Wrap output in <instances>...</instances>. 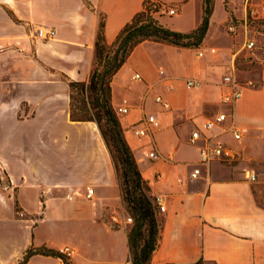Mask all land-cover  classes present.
<instances>
[{
  "label": "crops",
  "instance_id": "1",
  "mask_svg": "<svg viewBox=\"0 0 264 264\" xmlns=\"http://www.w3.org/2000/svg\"><path fill=\"white\" fill-rule=\"evenodd\" d=\"M152 1L177 7V14L168 19L154 14L171 30L191 32L203 21L204 0ZM221 1L226 20L211 40L219 35L228 43L208 41L214 6L200 48L223 50L222 60L215 62L210 54L200 58L198 49L145 41L112 80L114 109L128 108L119 116L126 140L150 196L165 208L158 215L160 241L150 264H264V58L256 60L247 79L255 88L247 89L234 107L224 105L223 78L232 72L238 78L239 72L238 54L226 50L232 45L238 51L242 43L245 49L248 39L241 28L233 37L224 26L247 24L249 10L244 0ZM144 2L0 0V46L5 47L0 51V74L5 72L8 79L0 84V120L6 122L0 131L7 146L5 155L0 142V167L22 211L39 215L36 227L49 224L73 235L50 248L70 249L74 264H128L130 228L110 151L96 123L72 121L71 91L63 75L88 83L96 68L102 20L106 44L112 46L144 11ZM40 28L54 30V38H38ZM160 71L173 83V92L167 91ZM190 79L199 86L187 88ZM158 95L170 102V110L155 102ZM222 113L227 120L212 135L229 156L202 166L201 175L192 179L202 147L189 144L192 132ZM149 116L159 127L147 137L133 134ZM232 127L242 131L241 141L235 140ZM153 150L161 159L147 156ZM250 170L256 172L257 182L246 178ZM88 188L94 190L91 198ZM30 200L38 204L37 213L28 206Z\"/></svg>",
  "mask_w": 264,
  "mask_h": 264
},
{
  "label": "trees",
  "instance_id": "2",
  "mask_svg": "<svg viewBox=\"0 0 264 264\" xmlns=\"http://www.w3.org/2000/svg\"><path fill=\"white\" fill-rule=\"evenodd\" d=\"M215 0H204V18L191 32L171 30L144 9L120 33L112 46H107L102 20L96 43V68L90 81L76 82L63 75L71 91V119L74 122H94L110 151L117 171L123 203L133 219L128 230L130 256L128 264H150L160 241L161 223L157 200L150 194L132 148L128 144L120 117L112 104V80L127 62L134 49L145 41H154L179 48L199 49L206 38L214 12ZM235 21V20H234ZM76 92L82 96L78 110L92 116L81 117L76 112ZM59 259L71 264V257L62 251L42 246H30L18 264H29L34 256Z\"/></svg>",
  "mask_w": 264,
  "mask_h": 264
},
{
  "label": "rangeland",
  "instance_id": "3",
  "mask_svg": "<svg viewBox=\"0 0 264 264\" xmlns=\"http://www.w3.org/2000/svg\"><path fill=\"white\" fill-rule=\"evenodd\" d=\"M231 1L235 2L236 0ZM244 3L246 6H248L249 11L251 9L259 10L264 4V0H244ZM172 7L175 8V5ZM175 9L177 10V7ZM226 9H228L227 6ZM163 16H167V19L169 17L167 14ZM224 20H226V14L223 2L221 0H216L214 15L215 24L212 28L210 38L208 40L211 44L226 45L228 43V40L226 38H219V35H217L216 41L212 42L211 40L214 36H216V34H219L218 29L221 28L219 26ZM229 23L231 22L226 23L224 26L225 33L228 31L227 28ZM241 30L245 33L246 39H255L257 45L259 46L258 49H254L250 52L243 49L242 43L239 45L238 51H236V49L234 48V46L232 47V45L230 48H228V51L226 50V53H229V55L231 52L238 54L239 60L236 62L239 69L238 79L242 82H245L247 79H250V76L252 75L251 72H254L256 60L264 58V20H253L248 16L247 28L241 27ZM231 36L236 37V35ZM233 40L235 42V39ZM208 46L209 45H207L206 47ZM2 50H5V47L0 46V51ZM196 52L197 51H195L194 54H196ZM220 53L223 54V50L219 51V56L217 58L212 57V60L215 62H219L220 60H222V54ZM189 59H191V56L189 57ZM7 80L8 79L5 72L3 74H0V84L5 83ZM74 97L77 114L81 117H85L87 115L92 116L91 113L85 114L78 110L82 101V96L79 94V92H76ZM19 117H21V114ZM8 124H10V122H7V125ZM5 125L6 122L0 120V129H3ZM97 128L99 129L98 125ZM5 139L6 136L4 138L2 131H0V142L2 145V150L6 155L7 146H5ZM15 195L16 193L9 188V178L7 174H5L3 168L0 167V264H18L19 260L23 257L24 252L30 246L45 245L47 247H50V244L59 245L73 238L72 234L62 229L58 230V227L56 226L41 224L36 227L40 219L39 215L24 213L18 205L16 198L14 197ZM27 204L30 207L31 211H33V213L38 212L39 207L35 201L30 200ZM129 217H131L129 214L126 215L125 225L131 228L134 222H127V219ZM57 250L62 251V249ZM69 251L72 252L70 249ZM21 254L22 256L20 257V259L17 260ZM51 260L56 259L38 255L34 256L32 264H57L55 261ZM70 261L71 264H74V259L72 260V257Z\"/></svg>",
  "mask_w": 264,
  "mask_h": 264
},
{
  "label": "built area",
  "instance_id": "4",
  "mask_svg": "<svg viewBox=\"0 0 264 264\" xmlns=\"http://www.w3.org/2000/svg\"><path fill=\"white\" fill-rule=\"evenodd\" d=\"M144 9L147 11H150L151 15L154 16V14H161V15H168V16H174L177 14V10L175 8L169 9L167 6L153 2L152 0H145L144 2ZM248 16L250 19L253 20H264V6H261L259 10L251 9L248 13ZM241 27H247V24H240L236 22H231L228 25V33L232 35H236ZM37 36L40 39L43 40H50L54 38L55 31L54 30H46L44 28H40L37 30ZM257 47V43L255 39H247L245 43V49L252 51ZM207 54H210L212 57L217 58L219 56V50L216 48H199L197 55L198 57L202 58L205 57ZM233 54V53H231ZM160 74L163 75V78L166 79L164 71H160ZM135 79L140 80V75H135ZM166 82V88L167 91L173 92L174 91V85L171 81H168L167 79L164 80ZM223 85L225 87V92L222 95V103L224 105H229L231 107H234L244 96V92L247 89L255 88L256 84L253 80H247L245 82L239 81L238 78L235 76L234 72L231 74H228L224 76L223 78ZM199 86V82L196 80H187L186 81V87L189 89H193L195 87ZM155 102L162 106L165 110L171 109V104L168 100H166L163 96L158 95L155 97ZM128 113V108H119L117 110V114L119 116L126 115ZM227 120V115L225 113L219 114L214 119H208L203 122L201 126L196 128L191 135V138L189 140V144L191 145H197L199 143H202V147L200 150V161L198 163V166L195 167L194 171L191 174L192 179H197L201 175V167L202 166H210L213 162L223 158L224 156H229L228 152L226 151V148L223 144L219 142H215V137L212 135V132L222 126V124ZM143 122V126L136 127L132 130L133 134H135L138 137H147L150 135L154 129L159 127V122L156 120L154 116L146 117ZM231 132L233 133V136L236 141L242 140V131L232 127ZM147 156L156 161L161 159V155L156 150H153L147 154ZM246 178L251 182H257L258 176L256 172L250 170L246 172ZM94 194V190L91 188H88L87 190V197L91 198ZM157 204L159 207L160 212H164L165 208L160 203L159 200H157ZM117 223H120L118 220L115 219ZM126 222V221H125ZM127 222L132 223L133 219L129 217L127 219ZM62 252L64 254H67L71 256V252L69 249H62Z\"/></svg>",
  "mask_w": 264,
  "mask_h": 264
}]
</instances>
